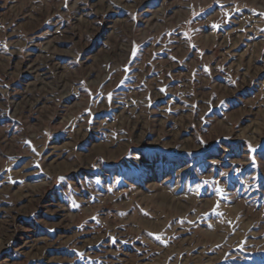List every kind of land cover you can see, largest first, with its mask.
I'll list each match as a JSON object with an SVG mask.
<instances>
[{"label":"rangeland","instance_id":"374dc122","mask_svg":"<svg viewBox=\"0 0 264 264\" xmlns=\"http://www.w3.org/2000/svg\"><path fill=\"white\" fill-rule=\"evenodd\" d=\"M0 264H264V0H0Z\"/></svg>","mask_w":264,"mask_h":264}]
</instances>
